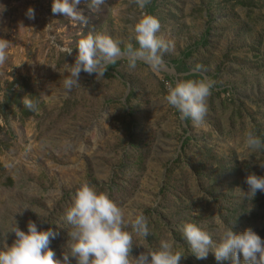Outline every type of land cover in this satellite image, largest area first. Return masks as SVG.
Here are the masks:
<instances>
[{
  "label": "rangeland",
  "instance_id": "rangeland-1",
  "mask_svg": "<svg viewBox=\"0 0 264 264\" xmlns=\"http://www.w3.org/2000/svg\"><path fill=\"white\" fill-rule=\"evenodd\" d=\"M235 1L150 0L145 11L158 17V34L175 47L161 70L143 61L130 69L120 58L103 77L82 72L80 86L65 95L64 65L74 63L81 35L100 31L123 41L122 48L138 46L132 27L141 10L134 0H106L96 11L90 0L81 1L77 10L87 23L75 24L52 13V0H0V38L9 42L0 83L27 86L26 94L36 92L41 102L25 118L9 112L0 136V238L11 244L14 233L4 234L15 221L27 230L33 220L58 233L50 247L62 258L68 241L62 219L87 180L121 205L126 218L139 211L147 217L149 235H133L131 258L163 239L187 248L180 230L186 221L214 238L231 226L252 228L264 240V192L250 212L251 202L240 196L249 172L264 175V153L250 158L243 147L249 130L264 138V0ZM30 6L34 20L26 16ZM67 48L71 55L62 51ZM205 77L214 81L209 113L193 126L165 96L169 83ZM180 264L218 262L211 251L204 260L186 251Z\"/></svg>",
  "mask_w": 264,
  "mask_h": 264
},
{
  "label": "clouds",
  "instance_id": "clouds-1",
  "mask_svg": "<svg viewBox=\"0 0 264 264\" xmlns=\"http://www.w3.org/2000/svg\"><path fill=\"white\" fill-rule=\"evenodd\" d=\"M106 0H90L93 11L105 4ZM141 10L135 21L132 32L136 41L134 46L113 38L105 32H88L82 34L77 41L78 54L74 63L64 65L62 80L65 95L70 94L80 86L82 72L96 77H103L110 65L120 58H126L128 67L135 69L139 61H143L154 72L163 67L166 54L174 52L172 41L159 35L161 24L154 14L145 11L150 0H134ZM81 0H52V13L63 15L73 23L86 24L82 11L77 10ZM3 7H0V12ZM29 20L35 19V9L26 10ZM9 42L0 38V65L8 59ZM71 55L72 48L63 49ZM18 64L17 66H19ZM199 67V66H198ZM214 81L208 78L178 79L169 83L165 100L179 114V119H190L193 126H201L209 113L208 98L211 96ZM39 101L30 96L23 98V104L29 111L38 110ZM106 117L108 112H106ZM244 155L252 157L256 152L264 153V138L249 130L244 134ZM242 160V159H241ZM243 161V160H242ZM264 167V163H261ZM247 190L240 189V196L246 202H251L247 208L250 212L253 200L258 192H264V175L249 172L245 177ZM28 208V207H24ZM41 223L46 222L41 213L33 209ZM218 219V218H217ZM68 228L67 248L58 258L55 250L50 247L51 240L58 233L52 229L39 228L33 220L27 222V230H23L15 221V226L9 232L14 233V239L8 244L0 238V264H180L186 251L191 252L196 259L204 260L211 251L218 264L230 260L231 264H264V240L252 228L236 232L231 226L225 228L214 238L206 228L186 221L181 226L183 239L187 248L179 247L172 239H163L158 248L142 252L137 258H131L133 235L145 239L149 235L148 219L142 211L129 213L125 217L124 209L114 201L107 192L97 185L84 180L72 195V204L62 219Z\"/></svg>",
  "mask_w": 264,
  "mask_h": 264
},
{
  "label": "trees",
  "instance_id": "trees-1",
  "mask_svg": "<svg viewBox=\"0 0 264 264\" xmlns=\"http://www.w3.org/2000/svg\"><path fill=\"white\" fill-rule=\"evenodd\" d=\"M81 1L88 2L89 0H81ZM232 1L233 0H224L225 3H229V4L237 3L235 0L234 2ZM116 65H117V62L113 65H110L109 67H114ZM26 90H28L27 86H25L23 90L15 89L14 82L9 83L6 88H3L0 83V97H2V100H0V119L3 121V125L0 124V136L2 135L4 127L8 125V122H9L8 115L10 113H13V115H18L21 118H25V117L33 115L36 112V111L35 112L29 111L27 108H25L23 104V98L25 96H30L34 101H37V100L40 101V97L34 91H29L26 94ZM40 105H41V102L38 103V108L40 107ZM15 109H18L17 114H15L14 112ZM2 170H3V167L0 164V172ZM5 183L7 185L12 184V180L10 178H7Z\"/></svg>",
  "mask_w": 264,
  "mask_h": 264
}]
</instances>
